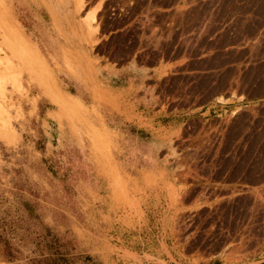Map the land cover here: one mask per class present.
Listing matches in <instances>:
<instances>
[{
    "label": "rangeland",
    "instance_id": "374dc122",
    "mask_svg": "<svg viewBox=\"0 0 264 264\" xmlns=\"http://www.w3.org/2000/svg\"><path fill=\"white\" fill-rule=\"evenodd\" d=\"M74 2L0 0V264L264 260V0ZM131 60L172 67L95 98L101 63ZM47 61L94 125L114 106L110 157Z\"/></svg>",
    "mask_w": 264,
    "mask_h": 264
},
{
    "label": "crops",
    "instance_id": "0c3cea01",
    "mask_svg": "<svg viewBox=\"0 0 264 264\" xmlns=\"http://www.w3.org/2000/svg\"><path fill=\"white\" fill-rule=\"evenodd\" d=\"M73 3L75 4L74 0ZM52 21L55 27L58 28L57 19L55 16H52ZM82 26L84 30L85 40L88 43L89 47L92 48L97 44V41L92 39L95 34H93V32L90 34L87 27L84 26L83 24ZM11 28L13 34L16 33L21 34L20 28L16 27L14 23L12 24ZM94 28L95 27H92V29ZM36 48L38 49L37 46ZM31 52L34 55L35 59L41 60L40 55L35 51V49L32 48ZM61 56L65 70L72 76H77L75 68L72 64L73 63L72 54L67 50L62 49ZM94 61L97 62V60ZM45 65L43 66L47 70L50 79L53 80L56 85L57 96H59L63 100V102H65V105L58 103V106L63 109L70 104L71 106L76 107L81 112L80 122H78L77 124H73V131H72L73 135L76 134V129L78 127L81 128L82 132L87 137L90 143L91 152L94 153L95 156H97V154H102L107 158L110 157L109 155L110 150L111 148H114V132H118L117 130L118 128H120L119 121L115 120L118 119L119 117L117 116V112L114 111V106L113 107L102 106V108L98 111V113L100 114L103 123L99 120V125L98 126L94 125L90 121V117H89V115L94 112V109L92 110L89 109L92 105L87 107L88 105H84L82 101L78 99L76 96L63 91L60 88L59 84L57 83L54 77V72L48 61ZM54 65L56 67L59 66L56 62H54ZM170 67H172L171 63H164V62L158 63L151 68L142 67V66H138V64L134 60H131L125 65L114 68V63L103 62L101 63L100 71H98V74L96 75V79H94V84H96L97 86H90L89 88L95 98L99 96V90H98L99 88L108 97L112 98V103L114 105V95H116L118 91H124L125 89L127 90L129 88L130 83H134L138 78L154 75L155 73H158V75H164L166 73V70H168ZM84 81L85 83H87L86 80ZM85 86L88 89L87 85ZM56 114H57V110H54L48 112L47 116L55 120ZM121 121H122L120 122L121 125L126 126L123 123V121H125V118L122 117ZM124 137H126V135ZM97 171L109 183V179L107 178V174H106L109 171V169L105 168L103 165L98 163ZM128 240H129V235H128ZM128 249L133 251V249L131 248ZM253 264H264V260L256 261Z\"/></svg>",
    "mask_w": 264,
    "mask_h": 264
},
{
    "label": "trees",
    "instance_id": "16d2710c",
    "mask_svg": "<svg viewBox=\"0 0 264 264\" xmlns=\"http://www.w3.org/2000/svg\"><path fill=\"white\" fill-rule=\"evenodd\" d=\"M57 261L66 262V258H64V257H58L57 258Z\"/></svg>",
    "mask_w": 264,
    "mask_h": 264
}]
</instances>
